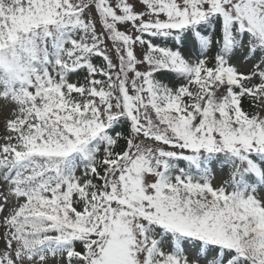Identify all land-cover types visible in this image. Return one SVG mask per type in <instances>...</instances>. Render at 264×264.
<instances>
[{"label":"snow or ice","instance_id":"6c2138e0","mask_svg":"<svg viewBox=\"0 0 264 264\" xmlns=\"http://www.w3.org/2000/svg\"><path fill=\"white\" fill-rule=\"evenodd\" d=\"M0 264H264V0H0Z\"/></svg>","mask_w":264,"mask_h":264},{"label":"trees","instance_id":"16d2710c","mask_svg":"<svg viewBox=\"0 0 264 264\" xmlns=\"http://www.w3.org/2000/svg\"><path fill=\"white\" fill-rule=\"evenodd\" d=\"M74 79H75V77H74Z\"/></svg>","mask_w":264,"mask_h":264}]
</instances>
